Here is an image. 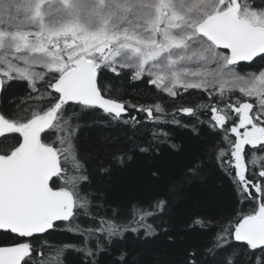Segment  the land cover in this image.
I'll list each match as a JSON object with an SVG mask.
<instances>
[{"label":"snow or ice","instance_id":"snow-or-ice-1","mask_svg":"<svg viewBox=\"0 0 264 264\" xmlns=\"http://www.w3.org/2000/svg\"><path fill=\"white\" fill-rule=\"evenodd\" d=\"M257 60L264 61V0L259 6L247 0H0V91L18 79L37 94L29 95L33 103L15 118L0 114V137L22 138L0 144V232L18 237L0 244V264H63L69 249L81 253L84 264H98L106 245L126 232L155 234L148 219L163 212L168 201L134 205L125 224L118 222L115 208L111 217L93 215L91 193L80 190L88 177L72 141L84 113L99 109L108 124L135 132L141 122L129 108L153 121L160 119L153 111L164 112L160 103L135 105L112 98L103 70L116 78L130 72L132 80H144L173 99L191 95L190 90L207 97V102L175 111L198 123H203L202 111L211 113L208 125L222 139L208 154L242 201L259 200L257 209L222 227L207 251L215 254L235 241L243 242L245 256L257 249L264 253V156H257L264 153V65L246 70ZM70 102L79 105L78 112L67 111ZM172 123L179 121L174 117ZM45 130L55 134L52 143L42 141ZM113 159L122 163L125 157ZM100 163L99 170L107 172ZM202 168V160L194 161L171 191L201 178ZM81 215L96 226L77 224ZM58 221L81 241L33 247L27 238L48 233ZM197 223L205 226L203 220ZM241 255L233 249L223 264H239ZM126 257L121 252L118 264ZM249 264H264V258L253 257Z\"/></svg>","mask_w":264,"mask_h":264},{"label":"trees","instance_id":"trees-1","mask_svg":"<svg viewBox=\"0 0 264 264\" xmlns=\"http://www.w3.org/2000/svg\"><path fill=\"white\" fill-rule=\"evenodd\" d=\"M251 1L259 5V0ZM262 65L264 61L257 60L250 66L246 65V69L256 71ZM101 75L104 84L112 89V98L135 105L160 103L164 112L153 111V116L160 117L153 121L146 118V113L129 108V115H135L141 122L135 132L123 125L108 124L99 109L82 115L72 143L77 158L84 165L83 174L88 177L87 181L80 183V190L91 193L94 205L92 214L111 217L115 208L118 210V222L127 224L132 219L134 205L149 206L157 199L168 201V205L163 212L148 219V223L155 228V234L146 236L143 229L138 233L126 232L123 238H116L111 245H106L107 251L99 255L98 264H118L117 257L121 252L127 253L124 264H188L192 259L196 264H223L225 256L233 249L242 253L238 258L239 264H249L253 257L264 258V253L258 249L252 250L248 256L243 255L248 250L240 247L243 242L235 241L229 249L218 250L215 254L207 251L222 227L234 225L240 214L251 213L258 208L259 202L242 201L230 177L216 166L208 154V149L222 139V133L208 125L211 113L202 111L199 118L203 123H198L195 118L175 111L181 106L195 107L207 102V97L190 90L191 95L185 93L182 98L173 99L144 80H132L127 71L119 78L107 70H103ZM37 87L40 88V85ZM116 88L120 89L119 94H116ZM30 94L37 95L30 93L26 80L14 79L6 83L0 96L1 114L15 118L19 109L33 103L28 100ZM22 100L26 103L21 104ZM43 106H47V103ZM65 108L69 112L79 111V105L73 102ZM174 117L179 123H172ZM153 133L167 135L154 137ZM21 139L18 134H7L0 137V144H16ZM41 139L52 143L55 134L45 130ZM116 155L125 157L122 163L113 159ZM257 156H264V153L257 152ZM201 160V178L176 192L171 191L187 168L194 161ZM100 161L108 168L107 172L99 170ZM69 173L72 174L71 167ZM197 220H203L205 226L201 227ZM76 223L83 227L96 226L94 220L83 215L77 218ZM57 225L48 233L27 239L33 247H40L43 242L58 246L81 241L79 235L67 230L65 222L59 221ZM17 239L15 234L0 232V244L14 243ZM41 251L47 252L48 249L41 248ZM33 257L38 259L35 253ZM62 260L63 264H84L83 255L71 249L64 253Z\"/></svg>","mask_w":264,"mask_h":264},{"label":"rangeland","instance_id":"rangeland-1","mask_svg":"<svg viewBox=\"0 0 264 264\" xmlns=\"http://www.w3.org/2000/svg\"><path fill=\"white\" fill-rule=\"evenodd\" d=\"M248 2V1H247ZM249 3H251V4H253V2L250 0V2ZM256 5V4H255ZM256 6H259V5H256ZM39 70H41V69H39V68H37V71H39ZM247 71H250V72H255V70H249V69H246Z\"/></svg>","mask_w":264,"mask_h":264},{"label":"water","instance_id":"water-1","mask_svg":"<svg viewBox=\"0 0 264 264\" xmlns=\"http://www.w3.org/2000/svg\"><path fill=\"white\" fill-rule=\"evenodd\" d=\"M1 93H2V91H0V95H1ZM42 133H43V132H42ZM42 133H41V134H42ZM58 222H59V221H58ZM15 235H16V234H15Z\"/></svg>","mask_w":264,"mask_h":264},{"label":"flooded vegetation","instance_id":"flooded-vegetation-1","mask_svg":"<svg viewBox=\"0 0 264 264\" xmlns=\"http://www.w3.org/2000/svg\"><path fill=\"white\" fill-rule=\"evenodd\" d=\"M0 114H1V112H0Z\"/></svg>","mask_w":264,"mask_h":264}]
</instances>
